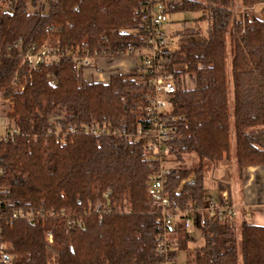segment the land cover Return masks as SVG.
Wrapping results in <instances>:
<instances>
[{
    "label": "trees",
    "instance_id": "16d2710c",
    "mask_svg": "<svg viewBox=\"0 0 264 264\" xmlns=\"http://www.w3.org/2000/svg\"><path fill=\"white\" fill-rule=\"evenodd\" d=\"M253 9L264 0H240ZM147 0H46L44 9L18 0L0 5V98L12 102L19 134L0 145L2 237L12 245V264H162L160 219L152 212L149 183L154 169L146 143L109 135L136 128L153 96L142 72H110L109 80L85 78V56L113 59L146 38ZM235 0H180L174 13L201 12L207 37L163 53L178 92L172 115L179 118L174 162L194 155L195 167H175L166 190L181 210L207 205L206 172L235 159L238 173L264 166V20H237ZM182 36L201 35L184 24ZM51 44L57 64L30 69L22 55ZM232 78V102L228 88ZM53 75L58 87L48 80ZM183 82V86L182 85ZM53 115L62 120L51 123ZM78 130L67 133L70 127ZM105 130L94 136L84 129ZM52 131V132H50ZM194 175L195 181L182 185ZM109 208L100 216L95 205ZM43 207L49 216L10 220L15 211ZM54 214V215H51ZM190 217V214L187 215ZM203 244L191 249L186 215H179L169 257L179 264H264V226L209 216ZM53 241L49 242L48 234Z\"/></svg>",
    "mask_w": 264,
    "mask_h": 264
},
{
    "label": "built area",
    "instance_id": "2783aa9c",
    "mask_svg": "<svg viewBox=\"0 0 264 264\" xmlns=\"http://www.w3.org/2000/svg\"><path fill=\"white\" fill-rule=\"evenodd\" d=\"M18 0H0L1 7L9 11L14 2ZM36 4V11L44 9L46 0H29ZM180 0H147V10L144 13V20H146V38L144 44L140 47H134L129 45L127 52L121 50L114 58L128 59V57L136 56L139 66L141 67L142 76L150 77V84L152 86L153 96L148 99L147 104L141 111L140 124L131 130H114L108 134L114 137L123 138L128 142L146 143V149L148 153L146 159L150 161L154 174L151 175L148 191L151 199L152 212L159 216L160 234L159 240V253L164 257V263L162 264H176L169 257L171 251L175 250L172 243L173 237L176 231V224L179 215L185 214V226L189 229L192 226L193 219L187 215L191 212H184L181 210L177 201L172 200L166 186L169 181V177L172 174L173 168L170 164H174L172 161V145L177 137V124L180 121L172 115L171 102L175 98L178 92V85L180 81H177L173 74L166 71L163 53L176 49L171 46L169 34L165 31V26L170 22V15L168 12L169 7H174ZM264 5V4H263ZM264 20V19H263ZM62 52L58 47H54L50 44L42 45L39 49H31L22 55V63L30 69H37L42 66H50L57 64L62 59ZM100 58V57H99ZM99 58H92L91 56H85V58L79 61V64L84 68L85 72L89 68H92L93 60H99ZM1 59V57H0ZM101 60H112L109 58H100ZM107 72H104V74ZM94 79L97 81L109 80L108 74L97 72L94 70ZM48 80L53 87H58L59 81L55 76L50 75ZM183 86V82L182 85ZM11 101L9 99L0 98V106L8 105ZM11 104V103H10ZM62 117H51L49 120L51 123L62 120ZM78 129L76 127H70L67 133L74 134ZM85 132H90L94 136L102 137L106 135L105 130L96 128L84 129ZM52 132V131H50ZM19 134L18 127L10 121L8 117L0 116V145L8 143L10 140H14ZM5 169L0 168V178L4 176ZM195 181V176L192 175L190 179L183 182L182 185ZM1 190V189H0ZM204 209L195 210L197 212V224L201 228L206 224V214L209 216H225L229 219H234L237 214V209L233 207L228 201L227 197H223L218 202L209 200ZM109 210L108 207L103 206L101 202L95 205V211L102 215ZM2 211L0 209V220L2 219ZM50 214H47L44 208L37 207L34 211L18 210L13 213L10 220L25 219L30 222H34L38 219H43ZM51 215H54L51 213ZM2 228L0 226V264H12L13 256L10 253L12 245L6 242L2 237ZM49 242L53 241L52 234H48Z\"/></svg>",
    "mask_w": 264,
    "mask_h": 264
},
{
    "label": "rangeland",
    "instance_id": "374dc122",
    "mask_svg": "<svg viewBox=\"0 0 264 264\" xmlns=\"http://www.w3.org/2000/svg\"><path fill=\"white\" fill-rule=\"evenodd\" d=\"M236 2V7L234 9V13L236 14V19L240 20L244 17V15L248 16L249 18L252 17H257L259 19H264V3L260 4L258 6H255L253 9H244L241 5L240 0H235ZM203 15L201 12L193 13V12H183V13H174L172 14L169 19L170 22L168 25H166L165 31L167 34H169L170 37V43L173 48L179 49L180 46H183L184 44H191V43H198L203 41L207 37V29L209 27V23L206 19L202 18ZM184 24L188 28H196L197 26L201 29V35L198 36H182L178 34L177 32H180L184 28ZM51 45V44H50ZM107 65H114L115 63H118V58H113L112 60H106ZM127 61V62H126ZM100 58L99 60H93V67L89 68L86 74V78L88 80H97L94 79L93 74L87 75V73H92V71H97V72H107L108 74L112 71L108 70L109 68H102L103 64ZM127 66L131 64V69L133 72H142L141 67L139 66L138 59H137V54L136 56H131L128 57V59L125 60ZM129 62V63H128ZM120 71V70H119ZM105 73V74H107ZM129 73V72H128ZM132 73V72H131ZM104 74V75H105ZM228 88L230 89V102H231V107L233 106L232 102V78L231 74H229V84ZM11 101V100H10ZM11 103V104H10ZM8 105H1L0 106V116H5L10 119L11 115L14 113L12 111V102H10ZM54 117H57L58 115H53ZM52 116V117H53ZM11 122L15 123L12 119H10ZM233 148L235 147L234 141L232 142ZM174 162V159H172ZM198 161L197 158L194 155H189L185 158V163H176L170 164L169 166L172 168L175 167H181V168H189V167H195L197 166ZM234 162H224L221 163L216 170H209L206 172V181H205V189H206V200H209L212 198H217L218 195V188H217V183L218 182H223V183H230L233 184L235 181L234 179H237L238 176H236L235 173H233V167H234ZM190 218L193 219L192 226L188 229V232L191 236V241H190V248L193 250L197 247H201L203 244V237H202V232H201V227L198 226L197 224V212L193 211L190 214ZM251 219H249L250 221ZM239 228V227H238ZM49 240V239H48ZM188 256L186 253H181L180 258H179V264H188Z\"/></svg>",
    "mask_w": 264,
    "mask_h": 264
},
{
    "label": "crops",
    "instance_id": "0c3cea01",
    "mask_svg": "<svg viewBox=\"0 0 264 264\" xmlns=\"http://www.w3.org/2000/svg\"><path fill=\"white\" fill-rule=\"evenodd\" d=\"M118 63L114 65H107L106 60H102V68H109L108 70L114 72L120 70L121 72L128 74L133 72L131 64L127 66L125 60L118 58ZM129 63V62H128ZM92 73H87L93 74ZM94 75V74H93ZM86 78V74H85ZM235 147L232 152V159L227 162H234L233 173L236 174L237 179L233 184H226L223 182L217 183L218 195L217 198L209 200L218 202L223 197H227L230 204L237 209V214L234 217L237 227H239L244 221L251 222L255 225L264 226V166L260 167H248L245 170L244 176L238 173L236 166ZM207 200V201H209ZM249 219H251L249 221Z\"/></svg>",
    "mask_w": 264,
    "mask_h": 264
}]
</instances>
